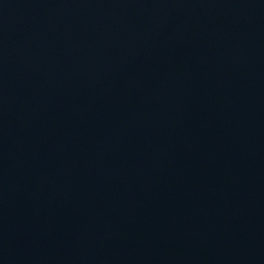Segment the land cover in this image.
I'll use <instances>...</instances> for the list:
<instances>
[{
    "label": "water",
    "instance_id": "95a60500",
    "mask_svg": "<svg viewBox=\"0 0 264 264\" xmlns=\"http://www.w3.org/2000/svg\"><path fill=\"white\" fill-rule=\"evenodd\" d=\"M0 264H264V0H0Z\"/></svg>",
    "mask_w": 264,
    "mask_h": 264
}]
</instances>
